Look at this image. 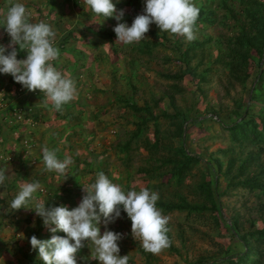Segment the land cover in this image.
Segmentation results:
<instances>
[{
  "label": "trees",
  "instance_id": "16d2710c",
  "mask_svg": "<svg viewBox=\"0 0 264 264\" xmlns=\"http://www.w3.org/2000/svg\"><path fill=\"white\" fill-rule=\"evenodd\" d=\"M66 1L69 0H46L43 6L46 5L48 10L57 16L62 9L63 2ZM132 1L135 0H113L116 4L117 13L124 10L123 20H126L129 26H131L134 18L139 15V11L137 13L132 11ZM194 3L200 8L195 27V35L197 34L195 40L188 41L184 39V36L160 32L158 26L152 24L153 27L148 33L159 36L162 42L144 38L133 46V49L138 52L137 61L141 64H144V61H151L155 57L154 50L158 46L171 48L177 62V67L159 72L164 78L174 81V83L168 84V88L162 91V95L155 97L152 94L150 101L144 100L142 105H138L132 100L133 95L123 98V104L132 108L133 112L140 114L137 121H134L135 128L130 131L132 140L136 139L137 143L151 122L154 126V139L152 142L145 140L144 144L151 149H162L167 153L166 155H148V162L159 160L160 164L151 166L150 169L146 166H140L138 170L147 172L148 178L158 181L154 185L156 189L161 190L164 186L171 184L172 180L177 185L188 188V195L178 192L177 189H173L169 193L170 197H164L162 193H159L160 199L157 203V207L162 208L164 214L174 210L186 211L187 214L195 215L194 219L202 218V224L207 226V231H202L201 234L202 237L206 238L210 247L200 251L193 258L185 255L183 257L185 264H264V0H194ZM37 9L41 12L39 8ZM76 16L79 18L76 19L75 24L82 26L80 29L82 36L88 37L78 39H81L79 41H82L81 43L88 48L78 49L74 51L75 54L78 58L85 59L89 53L88 49L91 47L97 50L93 56L94 63H100L101 60L108 61L111 58L110 53L115 55L117 52L114 46L115 40L113 39L116 34L110 27L105 26V22H112L114 17L107 18L104 22L99 21L91 25L90 23L83 25L84 22L80 19L81 16H96L104 19V17L92 13L89 7L88 10L78 11ZM214 26H219L224 30L219 31L218 35L205 32L208 27ZM75 28L76 26L55 42L60 50V57H62L63 52L73 50L74 42L77 40L74 35ZM106 43L108 45H105ZM212 47L216 50L214 62L221 64L224 74V79H221L220 83L225 93L231 94V90L236 85L243 93L233 99L230 108L210 109L211 115L205 116L209 112L201 113L198 111L197 105H194L197 104L198 99L194 101V104L181 106L177 103L175 93L182 92L183 88L179 84V80L188 75L195 82L196 89L199 92L196 97L205 94L202 82L207 80L213 67L211 60L205 63V57L208 54L212 58ZM18 56L25 57L26 53L19 51ZM163 57L166 61L172 60L169 55L165 54ZM58 60L53 61L55 67L58 66ZM76 60L70 63L66 60L61 67L57 68L62 72H68L67 74L73 77L78 67H84V64L78 65ZM252 65H255L253 66L255 67V74H253ZM115 75L116 72L113 71V76ZM16 85H20V83L15 81ZM128 85L132 88L135 87L130 79ZM4 90L6 95L12 96V94H9L10 85L5 84ZM163 101H165L164 104L172 108V112L168 107L160 111V103ZM16 102L31 106L30 102L32 101L29 102L24 96ZM15 104L13 102L8 104L4 114L12 112ZM72 108L73 104L70 102L64 106L63 114L54 110L56 118L61 119L63 124L80 126L82 117L75 113ZM154 108L159 109V112L157 113ZM203 115L204 117H202ZM161 117L168 119L174 125L173 129L163 131L159 127ZM210 121L226 129L229 134L231 143L226 148L219 149L223 154L228 155L226 160L217 154L203 155L200 151L188 148L185 143L187 138L185 131L187 132L188 128L194 126L207 127ZM18 124L14 123L6 130L11 131L17 128ZM184 124H186V127ZM5 126V121L0 118L2 132ZM5 137L6 135L3 133L2 138L5 139ZM173 139H178L177 144L173 142ZM49 141H51L49 143L51 144L50 148H55L54 146L60 140L55 141L51 138ZM116 146H118L119 152L126 153L122 160L127 171L130 161L133 160L130 154L131 138L123 143L118 141ZM86 151L90 155H94L91 161V166L94 168L92 171H96V174L101 172L103 169L100 160H102L104 152L96 153L94 150H90L89 146H87ZM162 164L168 165L162 169ZM20 167L18 174L24 181L27 172L22 168L23 165H20ZM70 172L69 167L67 173ZM195 174L198 175L196 182H192L190 185L183 183L187 177ZM72 175L78 174L75 171ZM165 177L166 179H163ZM69 178L71 180V177ZM221 179H223V184L220 181ZM83 184L74 181L53 186L48 180L46 187L57 190L55 196L61 203L51 201L46 197L41 198L39 202H46V207L49 209L65 205L69 210H72L79 205L76 198L81 196L79 192ZM239 187L247 188L250 191L249 193H252L251 195L256 199L252 207L255 216L251 218H244L239 209L229 214L224 211V202L221 201V198L224 195H231L232 189ZM73 189L77 191L72 193ZM32 209L25 218L26 228L24 234L28 241L25 245H17L6 249L7 257H4V263L2 264H43V261L39 258V250H33L30 238L33 235L41 240L50 239L53 235L66 236L63 231L51 232L49 227L45 226L43 218L38 214L33 219L35 206ZM122 214H125L123 210L121 211ZM7 216L11 217L12 215L7 213ZM124 217L123 215V217L121 216L117 221L108 225H105L104 218L101 217V233L106 230L121 234L123 230L127 231L128 227L124 225V220L121 223ZM127 224L132 226L130 218ZM51 227H55V225ZM168 227L170 228L168 236L172 243L167 249L171 253L183 256V252L187 250L186 241L190 238L191 233L190 236L187 234V237L181 223H178L175 228L173 223L169 222ZM213 234L222 235L225 238V243L215 241ZM123 235L125 236V234ZM175 239H178L179 244L175 243ZM130 242L134 247V251L131 253L130 249L119 241L120 254H130L131 256L129 264H163L159 262L155 254L144 251L138 241L130 239ZM85 243V246L77 255V262L79 264H99L98 260L91 259V249L87 245V241ZM2 250L0 248V258L3 257Z\"/></svg>",
  "mask_w": 264,
  "mask_h": 264
},
{
  "label": "rangeland",
  "instance_id": "374dc122",
  "mask_svg": "<svg viewBox=\"0 0 264 264\" xmlns=\"http://www.w3.org/2000/svg\"><path fill=\"white\" fill-rule=\"evenodd\" d=\"M12 2L23 3L27 7L31 12V22L37 23L43 21L51 25L56 32L55 42H57L63 34H66L76 26L74 29V35L77 40L74 42L73 50L62 53V57L58 60L57 67H61L66 60L70 63L78 59L76 60L78 61V65L84 64L83 68H77L76 73L78 75L75 73L72 77L76 81L77 95L71 102L73 104L72 109L82 117V121L80 126L62 123L57 128L50 127V125L53 124V121H61V119L56 118V112L51 107V104H49L48 107L44 106L43 93L39 90L35 92L29 91L21 84L15 86V80L11 79L13 78L12 75L0 73V90L3 89L4 93H6L4 90L5 84L11 86L9 94H12L15 89L22 88L20 93L15 92V95L12 94L13 97L11 95H4L7 105L16 97L21 99L25 96L26 100H29V102L32 101L30 102L31 111L25 117L28 120H22L19 124L16 122L18 127L11 131L6 130V128L14 124L12 120V112L4 114L7 107L6 105L2 108L0 113V118L6 123V126L3 128L4 131L2 132L0 129V167L6 168V174L9 176L5 186L0 188V238H2V240H0V248L3 249V257L0 258V264L4 263V257H7L6 249L17 245H25L28 241L24 234L26 228L25 218L30 213L31 208H33L36 203H39L43 197L61 203V201L55 196L57 190L46 187V182L48 180L53 186L61 185L64 182L72 183L75 181L84 183L85 185L83 184V187H88L95 182L97 174L96 171H92L94 168L91 166V161L94 155H90L86 151L87 146L90 147V150H94L96 153L104 152L103 158L100 160L103 169L102 172H104L110 179H113L114 183H118L128 190H131L132 188L139 190L141 187H147L152 191L162 193L164 197H170L169 193H171L173 189H177L178 192L188 195V188L186 186L177 185L174 180H172L171 184L164 186L161 190L156 189L154 185L158 181L148 178L147 172L138 170L140 166H146L150 169L151 166L160 164L159 160H150L148 162V155H166L167 153L162 149H151L144 144L145 140L152 142L154 139V126L151 122L148 124L142 138L137 143L136 139L132 140V137H130V131L135 128L134 121H137L140 114L133 112L132 108L123 104V98L133 95L132 100L138 105H142L144 100L150 101V96L152 94H154L155 97H158L159 95H162L164 89L168 88L167 86L169 83H174L173 80H168L159 73L168 68L177 67L174 51H171L172 49L167 48L166 46V48L158 46L154 50L155 57L151 59V61H144V64H141L136 58L138 57L137 50L133 49V46L136 45V43L125 45L120 41H116L117 37H114V46L117 50L115 55L110 53L111 58H109L108 61L101 60L100 63H94L93 56L96 54L97 50L90 47L91 50L88 49L89 53L85 59L82 57L78 58L74 52L78 49L84 50L88 48L85 44L81 43L82 41H79L81 39H78L80 37H87L82 36L80 32L82 26L75 24L76 19L79 18L76 16V13L82 9L88 10L85 0H69L63 2L62 9L59 11L60 14L58 13L57 16L53 14V12H50L46 5L43 6L46 0H12ZM131 3L133 12L137 13V11H139V14L143 13L145 7L144 0H135ZM8 7L9 0H0V25H2L3 20L6 17ZM37 8H39L41 12H39ZM80 19L84 22L83 25L89 23L91 25L92 23H98L99 21L104 22V19L96 16H81ZM120 22H126V20ZM117 23L118 21L114 18L112 22L106 21L105 26L108 28L110 27L113 30ZM152 27L153 26L151 25L150 29ZM222 30L224 29L219 26H214L208 27L205 32L218 35L219 31ZM146 36L147 37L145 38H151L154 41L162 42L161 38L157 35H150L147 33ZM184 39L186 40L185 37ZM10 42L11 37L7 33L5 27L0 26V46L8 48ZM105 45L108 44L106 43ZM17 50L19 51L18 45ZM211 50L212 58H210L208 54H206L205 57V63L208 60H211L213 63L212 70L210 71L207 80L202 82L205 96L196 97V94H199V92L196 89L195 82L192 81L188 75L183 76L179 80V84L183 88L182 92L175 93L177 103L181 106L194 104V101L198 99L197 104L195 103L194 105H197V109L201 113L209 112L205 116L211 115L210 109L219 110L220 108H230L233 99L243 93L240 91L238 85L231 90V94L228 95L225 93L224 88L220 83V80L224 79L221 64L219 62H214L216 50L214 47H212ZM10 51L11 49L8 48V52ZM8 52L5 54H8ZM23 52L26 53V57L24 58L26 59L27 51L25 50ZM165 54L167 56L169 55L172 60L166 61L163 57ZM22 57L23 56H18V59H23ZM253 66L255 65L251 66L253 74H255V67ZM113 71L116 72L115 76H113ZM129 79L133 85H135L134 88L129 87ZM254 84L255 82L253 83V86ZM114 96H116V98H114ZM164 103L165 101L160 103V111L161 109H166L168 107V105ZM154 109L157 113L159 112V109ZM168 109L172 112L171 107H168ZM63 113L64 110L61 114ZM202 117H204V115ZM184 126L186 127V124H184ZM159 127L164 131L166 129H173L174 125L168 119L161 117L159 120ZM74 130L75 132H73ZM3 133L6 135L5 139L2 138ZM185 134H187L185 143L188 145V148L198 152L200 151L203 155L217 154L224 160L228 157V155L223 154L219 149L226 148L231 143L229 141V134L226 129L218 124L210 121L208 122L207 127H190L187 129V132L185 131ZM48 138H52L56 141L60 140L54 147L59 149L58 157L61 160H63L65 156H70L74 161L70 166L71 172L67 177L65 175L60 176L55 171L48 172L44 170V165L42 163V148L44 140ZM130 138V154L133 160L130 161V165L126 171V167L122 160L126 153L119 152L116 143H118V141L123 143ZM177 141L178 139H173L175 144H177ZM50 142L51 141H49V143ZM20 165H23L22 168L27 172L24 181L18 174V170L21 168ZM167 165L168 164H164L162 169L166 168ZM156 170L158 169L156 168ZM75 171L78 175H72ZM69 177H71V180ZM166 177L163 179H166ZM36 180L41 182L42 188L36 193V200L27 205L30 208H21L12 211L8 205L18 194L20 190L19 186L23 183ZM197 180L198 175L195 174L194 176L191 175L187 177L183 183H185V185H190ZM222 180L223 179L220 181L223 184L224 182ZM83 187L79 192L81 196L76 198L79 202L78 204H80L83 196L86 194ZM76 191V189H73L72 193H75ZM232 191L231 195H224L221 198V201L224 202V211L229 214L235 212L236 209H239V212L244 218L255 216L252 207L256 199L251 195L252 193L250 194V191L247 188L241 187L234 188ZM250 206L251 208H249ZM7 213H11L12 216L8 217ZM124 213L126 215H121L122 217L123 215L125 216L121 220V223H123L124 220V225L128 227L127 231L129 232L123 230L122 234H125V236L123 235V238L120 241L130 249L131 253L134 251V247L131 245L130 239L135 238L132 236V226L127 224L129 222L127 213ZM36 215L37 213L35 212L33 214V219ZM165 215L170 216V222L173 223L175 228L178 226V223H181V226L185 229V235L187 236L188 234L190 236L191 233V236L186 241L187 250L186 252H183V256L171 253L168 249L161 251L159 254H155L160 263L185 264V261L183 260L185 255L193 258L194 256H197L200 251L210 247L206 238L202 237L201 234L202 231H207V226L202 224V218L194 219L195 215L187 214L186 211L176 210L167 212ZM117 220L118 218L115 221ZM213 235L215 241L225 243V238L222 237V235ZM175 243H178V239H175ZM78 254L79 252L77 255ZM77 264L79 263L77 262Z\"/></svg>",
  "mask_w": 264,
  "mask_h": 264
},
{
  "label": "clouds",
  "instance_id": "9594fccd",
  "mask_svg": "<svg viewBox=\"0 0 264 264\" xmlns=\"http://www.w3.org/2000/svg\"><path fill=\"white\" fill-rule=\"evenodd\" d=\"M92 13L104 17H114L118 23L114 27L117 40L125 45L139 43L146 36L152 24L160 32L184 36L188 41L196 39L195 27L200 8L194 0H144V11L137 15L131 26L123 21L125 12L117 13L113 0H85ZM11 37L8 48L0 46V73L10 74L17 83L29 91L39 90L44 96V106L62 112L64 106L77 95L76 81L67 73L54 66L60 57L55 45L56 32L43 21L31 22V12L23 3L9 0L6 17L2 25ZM27 51L26 59H18L19 51ZM8 52V54H5ZM58 148H42L44 170L55 171L67 177L68 168L73 164L70 156L63 160L58 157ZM7 169L0 167V188L5 186L9 176ZM18 194L10 201L12 210L30 208L27 205L36 200L41 190L39 180L23 183ZM86 193L80 204L72 210L65 205L46 207V202L35 204V212L43 218L46 227L53 233L63 231L66 236L53 235L41 240L35 235L30 238L33 250H39L43 264H77V253L87 241L91 249V259L99 264H129L130 254L121 255L119 241L123 234L112 230L101 233V217L104 222H114L127 213L132 222V236L144 251L159 254L171 246L168 236L170 216L157 207L159 193L147 187L139 190L126 189L114 183L104 172H98L95 182L83 187ZM32 209V208H31ZM33 210V209H32ZM55 225V227H51Z\"/></svg>",
  "mask_w": 264,
  "mask_h": 264
},
{
  "label": "built area",
  "instance_id": "2783aa9c",
  "mask_svg": "<svg viewBox=\"0 0 264 264\" xmlns=\"http://www.w3.org/2000/svg\"><path fill=\"white\" fill-rule=\"evenodd\" d=\"M22 88H18V89H15V91H13V95H15V92L17 93H20ZM4 91L3 89L0 90V113L2 111V108H4L7 103L5 102V98H4ZM18 100V98L16 97L13 101L9 102V104H11L12 102L13 103H16L15 105H13V109H12V120L14 123L16 122H20L22 120H28L26 119L25 117L30 113L31 111V108L29 105H23V104H18L16 101ZM28 147V146H27Z\"/></svg>",
  "mask_w": 264,
  "mask_h": 264
},
{
  "label": "crops",
  "instance_id": "0c3cea01",
  "mask_svg": "<svg viewBox=\"0 0 264 264\" xmlns=\"http://www.w3.org/2000/svg\"><path fill=\"white\" fill-rule=\"evenodd\" d=\"M26 57V56H25ZM24 56L22 57L23 59L25 58ZM54 119V118H53ZM52 122V121H51ZM63 123V121H57V120H55V121H53V124L52 125H50V127L52 126V127H54V128H57L58 126H60L61 124ZM45 125V124H44ZM49 136H50V134H49ZM44 137V136H43ZM43 137H41V138H43ZM51 139V138H50ZM49 138L48 139H46V140H44V145L43 146H45V145H47L49 148H50V146H51V144H49V140H50ZM32 140V139H31ZM43 140V139H42ZM33 141V140H32ZM56 141V140H55ZM10 145V144H9Z\"/></svg>",
  "mask_w": 264,
  "mask_h": 264
}]
</instances>
